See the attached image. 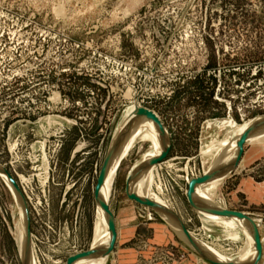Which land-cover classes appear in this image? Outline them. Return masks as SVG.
<instances>
[{
    "label": "rangeland",
    "instance_id": "1",
    "mask_svg": "<svg viewBox=\"0 0 264 264\" xmlns=\"http://www.w3.org/2000/svg\"><path fill=\"white\" fill-rule=\"evenodd\" d=\"M135 105L158 116L170 142L151 172L152 194L199 240L238 254L243 233L236 228L232 239L202 220L186 191L217 155L205 151L264 117V0H0V166L27 201L35 264H65L90 247L93 189ZM148 147L138 141L108 178L118 238L106 264L118 250L134 254L136 264H208L127 198L128 173ZM212 199L255 221L264 264V140L244 147ZM133 226V236H119ZM19 228L0 178V264H22Z\"/></svg>",
    "mask_w": 264,
    "mask_h": 264
},
{
    "label": "bare ground",
    "instance_id": "2",
    "mask_svg": "<svg viewBox=\"0 0 264 264\" xmlns=\"http://www.w3.org/2000/svg\"><path fill=\"white\" fill-rule=\"evenodd\" d=\"M137 109H139V107L135 105L127 110V112L125 113L124 121L118 126V128L116 129L113 135L111 145H110L111 148L113 147L116 141H118L121 137L122 139L116 151L114 152L112 159L110 161V164L108 166V169L104 175V178H103L100 190H99V195L107 203L108 181L112 179L114 170L118 166L119 161L123 157H125L126 154H128L130 148H132V146L138 143V141L147 140L149 141L148 150L142 154L141 158H139L140 160L136 162V164H134V166L130 169L126 182H128L130 191L136 197L140 199L149 200L150 202L154 203L155 205L159 206L161 209H163L164 211H166L167 213L175 217V214L171 210L170 206L166 202L162 201L161 199H159L158 197L152 194L151 172L157 169L158 166L155 165L145 171L142 170L143 165H145L147 161L160 156L162 150L165 149V143L159 131L157 130L156 126L151 120H149L146 117H138L137 115H135V111ZM262 120H264V117L247 121L245 122V124H242V126H240L239 128L235 126L236 129L234 130L233 132L234 134L231 139L225 140L226 139L225 138L224 141H221V142L219 141V144L217 143L218 148L210 147L208 150L206 149L207 150L205 151L206 155L211 153L212 149L213 150L216 149L215 151L217 155L215 159L213 160V162L210 165L208 164L209 165L208 168L203 170L202 175L211 173L214 171H218L230 165V163H232V161L234 160L237 154L238 140L244 135V133L248 129H250L257 123L261 122ZM52 123H55V122H52ZM219 123L221 125H229L231 127L233 125L232 122H229L227 120L225 122L221 120L219 121ZM263 140H264V126L259 128L256 132H254L252 136L248 139L247 143L248 144L260 143ZM201 153L203 154L204 152H201ZM229 175H230V172H226L212 179L206 184H202L199 187H195L194 194L192 197L195 203L193 206V210L197 212L198 215L201 216L202 220L213 221L216 224L220 225L224 229V231L228 233V236L232 239L238 238V234L235 229L237 228L238 230H240L243 233L244 237H246V245H245V248L243 246L242 251H240L238 254L236 253L235 255L224 254L220 252V250L213 248L209 244H206L202 242L201 240H200L201 242L198 241L188 232L189 235L195 240V242L199 246V251H200L199 252L196 249V247H194V245H192V243L186 238V236L183 233V230L180 227V224L177 221L171 220L160 213H156V214L163 219V221L171 228V230L178 237H180V239L184 243H186L193 251H195V253H197L200 259L204 260L203 257H208L212 259L213 261L222 263V264H228L226 262H229V261H232V263H235V264H243L245 263V261H248L245 264H254L257 258V252L255 249V241H254V237H253V233H252V229L250 225L244 219H239L237 217H224L220 214L210 213L206 209H202L199 206H197V204L210 205V206H214L217 208L225 209V207L220 206L216 204L215 201H213L212 192ZM200 191H203V193L200 194V198H199ZM11 193L17 205L18 213H19V227L20 228H19L18 246H19V254H20L22 263L24 261V256H26V259H25L26 264H35L32 250L28 248L25 251L23 213H22V209L19 205V202L16 196L13 194V191H11ZM96 206H95V238L93 239L89 247V250L95 252V255L84 257V258H79L76 261H74L73 264H106L108 260L109 253H106V251L108 249V245L110 242L111 232L109 229V224L107 221L106 214L104 213V210L102 206L100 205L99 201H96ZM205 229L207 230V228Z\"/></svg>",
    "mask_w": 264,
    "mask_h": 264
},
{
    "label": "water",
    "instance_id": "3",
    "mask_svg": "<svg viewBox=\"0 0 264 264\" xmlns=\"http://www.w3.org/2000/svg\"><path fill=\"white\" fill-rule=\"evenodd\" d=\"M135 115H137L138 117H146L149 120H151L154 123V125L156 126L157 130L159 131V133H160V135H161V137L165 143V149L162 150L160 156L157 158L150 159L149 161H147L145 163V165H143L142 170L145 171V170L151 168L152 166L157 165L158 163H160L161 161H163L167 157L169 150H170V142H169L168 134H167L165 128L163 127L158 116L153 111H150L148 109L140 107L139 109H137L135 111ZM262 126H264V120H262L261 122L257 123L256 125H254L250 129H248L244 133V135L238 140V142H237V148H238L237 154H236L234 160L232 161V163H230V165H228L227 167L220 169L218 171L203 174L201 176L194 177V178L190 179V181L187 183L186 198H187V201H188V203L192 209H193V206L195 204L194 200L192 199L193 194H194V188L199 187L202 184H206L209 181H211L212 179H214V178H216V177H218V176H220L226 172H230V175H231L236 170V168L238 166V163H239V161L242 157L243 151H244V147L248 144L247 143L248 139L252 136V134L254 132H256ZM121 139H122V137L114 143L112 148L111 147L109 148V150L105 156V159L102 163L101 169L99 171V174H98V177H97L94 189H93V197L96 201H99L100 205L102 206L104 213L106 214L107 221L109 224V229L111 232V238H110V242H109L108 249H107L106 253H112L113 252L117 238H118V232H117V226H116V221H115L114 215L111 212L108 204L104 201V199H102L100 197L99 190H100L104 175H105V173L108 169V166L110 164V161L112 159V156H113L114 152L116 151ZM0 178L7 185L10 192L13 191V194L16 196V198L19 202V205L22 209L23 218H24V248L26 251L29 248L30 241H31V229H30L31 222H30V212H29V208L27 205V201H26L23 193L21 192L20 188L18 187L16 181L9 174V172L1 166H0ZM4 179L6 180L7 183L5 182ZM125 193H126V196L129 200L135 202L139 206L145 207V208L151 210L155 214L160 213V214L166 216L167 218H169L171 220L177 221L180 224V227L183 230V233L186 236V238L199 251V246L197 245L195 240L189 235L187 229L182 224L180 219H178V217H176V216L174 217V216L170 215L169 213H167L166 211L161 209L159 206L155 205L154 203L150 202L147 199H140V198L136 197L130 191L128 182H126ZM197 206H199L202 209H206L210 213L220 214L224 217H237L239 219H244L250 225V227L252 229L254 241H255V249L257 252V258H256L254 264H258L260 262V259L262 257V246H261V242H260V238H259V232H258V229H257L255 222L250 217H248L247 215H245L242 212L231 211V210H227V209H221V208H217V207L210 206V205H199V204H197ZM158 217L163 221V219L160 216H158ZM184 244H186V243H184ZM186 246H188V245L186 244ZM193 252L195 253V251H193ZM93 255H95V252L87 250L85 252H81V253H78V254H75V255L68 257L65 264H73L74 261H76L79 258L89 257V256H93ZM203 258L208 264H222V263L215 262L208 257H203ZM25 259H26V256H24V261L22 264H26ZM230 264H235V263H230Z\"/></svg>",
    "mask_w": 264,
    "mask_h": 264
},
{
    "label": "crops",
    "instance_id": "4",
    "mask_svg": "<svg viewBox=\"0 0 264 264\" xmlns=\"http://www.w3.org/2000/svg\"><path fill=\"white\" fill-rule=\"evenodd\" d=\"M226 209V208H225ZM139 209L137 208V207H133V213H135V212H137V213H139ZM118 225V224H117ZM120 227V226H119ZM166 227H167V230L170 232V234L175 238V234H174V232L166 225ZM136 226H133V228H131L132 230L130 231H128V232H124V231H122L121 230V232L119 231V236L121 237V236H124V237H126L127 238V236L129 235V236H133L134 234H135V232H136ZM119 230H120V228H119ZM168 231H162L161 230V232H162V235L164 236V240H166L167 242L168 241H170L171 239L168 237L169 236V232ZM189 232V231H188ZM194 238H196L198 241H200L192 232H189ZM132 234V235H131ZM124 237H123V240H125L124 239ZM131 238L132 237H130V239H126V241L125 242H128V241H130L131 240ZM125 242H123V243H125ZM201 242V241H200ZM261 242V241H260ZM122 243V244H123ZM123 245H125V244H123ZM135 255L133 254L132 255V253H131V255H129V253H128V251L127 250H122V251H115L114 252V257H113V259L108 263V264H136V258L134 257ZM200 259V258H199ZM250 259V258H249ZM248 259V260H249ZM203 261V260H202ZM246 262H248V261H245V263ZM226 263H228V264H230V263H232V261H229V262H226ZM245 263H243V264H245Z\"/></svg>",
    "mask_w": 264,
    "mask_h": 264
},
{
    "label": "flooded vegetation",
    "instance_id": "5",
    "mask_svg": "<svg viewBox=\"0 0 264 264\" xmlns=\"http://www.w3.org/2000/svg\"><path fill=\"white\" fill-rule=\"evenodd\" d=\"M137 107H139V106H137ZM140 108V107H139ZM95 206H96V201H95ZM97 207V206H96ZM88 250H89V248H88Z\"/></svg>",
    "mask_w": 264,
    "mask_h": 264
}]
</instances>
